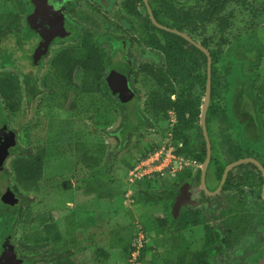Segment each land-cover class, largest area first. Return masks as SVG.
<instances>
[{"label": "trees", "instance_id": "trees-1", "mask_svg": "<svg viewBox=\"0 0 264 264\" xmlns=\"http://www.w3.org/2000/svg\"><path fill=\"white\" fill-rule=\"evenodd\" d=\"M136 1L141 3L138 15L143 19L145 44L153 48L161 57L158 63H143L135 66V82L142 75L151 79L155 85L147 96L144 114L139 109H130L128 104L131 101L122 103L113 97L105 81L108 58L106 59L91 37H87L80 47L62 48L50 63L52 76L60 82L78 89L85 95L96 96L106 101L113 99L122 110V120L118 128L106 132L108 137L116 140L114 149L108 150L105 142L92 134L93 139L75 140L73 150H70L74 161L87 169L88 180L85 181L82 194L96 195L101 200L113 201L124 198L126 189L122 187L121 181L128 171L135 167L138 160L154 152L157 147L155 143L145 145L141 141H136L131 148H128V144L134 135L141 136L143 130L150 129L154 125L159 126L158 135L161 139L167 138L169 132L173 133L171 142L176 147V155L201 163L206 156V141L200 126V113L208 76L207 56L183 37L156 27L143 1ZM237 1L240 0H207L206 6L200 11L177 8L165 0L159 4L151 0L150 6L155 19L160 24L181 32L187 33V30L193 31L197 27L205 29L212 23H216L220 31L225 32L230 24L224 12L229 3ZM13 10L7 11L9 18L1 20L0 44L6 40L5 38L12 36L11 33L18 31L20 19L13 16ZM149 32H152L151 37H148ZM187 35L197 42L191 36L192 33ZM199 43L210 51L212 58V90L207 113L209 135L212 133L211 124L215 119H218L222 125H227L230 130L237 129L231 113L241 121H247L248 129L264 130V98H262L264 86L258 88L259 95L255 93L256 82L260 76L256 68L259 67L262 58L259 45L255 43L252 46L248 45L242 37H237L222 53L210 50L206 41ZM7 64H0V67ZM132 66L128 65L127 68ZM219 78L224 81L221 82L222 96L217 93ZM22 81L26 84L25 89L31 101L40 93L38 76H24L22 80L14 72L0 74V109L5 116L4 125H9V114L14 115L20 110ZM41 81L49 87L51 76L48 75ZM48 93L52 97L58 96L53 90ZM221 98L224 99V106L219 105ZM48 101L45 100L44 103ZM249 102L252 106H256L255 111H248ZM171 111L176 116V124L173 128L167 123ZM10 131L15 133L17 144L10 149L9 165L6 164L0 175L8 181L9 187L20 198V202L15 206L3 204V207H0V247L1 240L3 242V238L10 235L13 238L11 243L16 245L23 258V264H80L75 257L76 250L80 248L77 246L78 239L75 236L76 213L67 216L65 233L52 215H37L29 208L33 201L29 200L30 195H36L43 186H48L49 182L45 180V167L52 151L45 145H32L24 150L18 142V133L13 129ZM28 132L32 133L31 126H28ZM221 139L223 145L230 147V134H221ZM126 147L128 158L123 157L119 162L123 166L124 177L114 178L112 172L115 163ZM191 178V172L187 171L179 174L173 181L184 182ZM199 178L200 174H198ZM167 181V178L157 176L152 180L144 178L139 181V192L136 195L139 197L138 206L142 208L149 206L150 210L156 207L164 212L165 216H160L155 222L158 227V234L154 240L156 247L144 243L137 260L143 261L151 254L148 264H158V258L162 260L160 264H211L207 259L206 250L192 249L182 233L185 228L187 230L194 228L198 224L197 219L180 213L176 220L172 218L171 206L178 194V186L173 185L168 189ZM1 197L0 182L2 203ZM133 231V224L111 231L108 247L95 246L93 260L110 264L109 250H121L131 261L133 253L137 250L134 242V237L137 235L135 236ZM65 235L70 240L62 244ZM58 245H62L61 248H56ZM86 247L87 245L84 248ZM83 259L85 261V258Z\"/></svg>", "mask_w": 264, "mask_h": 264}, {"label": "rangeland", "instance_id": "rangeland-1", "mask_svg": "<svg viewBox=\"0 0 264 264\" xmlns=\"http://www.w3.org/2000/svg\"><path fill=\"white\" fill-rule=\"evenodd\" d=\"M161 1L155 0L156 4H159ZM165 1L177 8L193 11L202 10L207 2V0ZM4 10L5 12L12 11L9 6H4L0 8V15ZM224 14L230 24L225 32H221L218 25L212 23L207 25L205 29L197 27L193 31L187 30V33H192L193 35L191 36L198 43L206 41L209 49L214 52L220 51L224 53L230 43H233L237 37H242L248 45L252 46L253 43L257 46L259 45V53H262V58L259 67L256 68L260 76L255 87V93L259 95L258 88L264 86V0H240L232 2L231 4L229 3ZM1 20L2 18H0V24L2 22ZM32 36L21 37L19 34H12V36L10 35L0 44V64L9 63L6 66L0 67V74L14 72L22 80L24 76H39L40 80L38 83L40 93L34 99L32 98L31 101L25 89L26 84L22 81L20 110L14 115L9 114V127L18 133V142L21 144L22 149L25 150L32 145H45L52 151V155L47 158L45 167V180L49 182L48 186H43L38 194L30 195L29 200L33 201L29 208L37 215H52L65 233L67 216L73 212L76 213L77 231L75 236L78 239L77 246L80 248L76 250L75 257L80 264H85V262L86 264H102L101 261L95 262L93 260L95 246L108 247L110 232L119 230L121 227L129 224H133V232L135 236L137 235L134 237V242H136L137 238L144 237L145 243L149 246L156 247L154 240L158 234V227L155 222L160 216L164 217L165 213L160 209H156V207L150 210L149 206L143 208L138 206L137 200H139V197L136 195L139 192V182L132 186V191H134L133 195L129 196L126 191L124 198L122 197L121 199L109 201L101 200L96 195L85 196L82 194V190L85 186V181L88 180L87 169L78 165L70 153V150L75 145V140L93 139L92 134L101 141H104L108 150L114 149L116 140L108 137L106 132L118 128L122 120V110L118 108L116 101L113 99L106 101L96 96L82 94L78 89L68 86L52 76L51 68L49 67V61L52 57L45 61L42 71L34 70L35 67L29 63V60L35 55L34 52L39 47V42ZM132 52L136 55V63H158L161 58L153 48H148L145 45L140 46L138 44L137 48L134 47L132 49ZM109 53L110 51L107 54ZM118 58L120 59L118 54L112 53L110 55L109 61L112 67L120 66L117 63ZM48 75L51 76V82L48 83L49 87H46L41 80ZM221 82L223 83L224 81L219 78V86L217 88L219 96L223 94ZM136 87L138 89L137 96L139 99L136 96L137 98L133 99L128 104V107L130 109H139L144 114L147 96L155 85L151 79H147L141 75L136 80ZM50 90L58 94L57 98L52 97L48 93ZM45 100H49L48 103H44ZM219 105L224 106V99L221 98L219 100ZM248 105V111H255L256 106H252L250 102ZM259 106L261 107V104ZM171 112L174 113L173 111ZM231 115L236 128L243 130L244 133L245 129H248L246 127L247 121H241L233 113ZM4 120L3 110L0 109V125L2 124L0 130L5 123ZM167 123L171 124V128H173L176 124V116L171 115V121ZM28 126H31L32 133L28 132ZM211 127L216 136L215 145L216 147H221L218 150L220 151L223 146L221 134H230V129L227 125H222L218 119L213 121ZM158 130L159 126L154 125L150 129L143 130L142 134H140L141 136L134 135L128 144V148H131L136 141H141L145 145L155 143L157 147L154 152H159L161 156L167 155L171 149L169 148V140L173 133L169 132L167 138L161 139L158 135ZM28 134L30 136H27ZM260 135H264V132H261ZM255 142L259 144L258 141ZM173 148L174 150L176 149L174 146ZM127 150V147L124 148L123 154H120L117 158L114 171L112 172L114 178L119 179L124 177L125 172L119 162L123 157L128 158ZM184 159L186 162L192 160L186 157ZM148 176L147 179L152 180L156 178L154 173ZM126 179L127 174L121 183L122 187L127 190L130 186ZM0 182L1 193L3 194L9 185L8 181L2 175H0ZM17 198L20 202V198ZM0 207H3V203L1 202ZM199 236L200 234L197 230L186 232L185 234L187 242L193 249L198 247L196 240H198L197 237ZM69 240L70 238L65 235L62 244ZM1 243H3L2 240ZM85 245H87L86 248H84ZM61 246L58 245L56 248H61ZM109 251L111 252L110 264H148L152 256L149 254L143 261H138L132 257L130 261V258L121 250ZM209 253H211V250ZM83 258H85V261ZM161 262V258H158L157 263L160 264Z\"/></svg>", "mask_w": 264, "mask_h": 264}, {"label": "flooded vegetation", "instance_id": "flooded-vegetation-1", "mask_svg": "<svg viewBox=\"0 0 264 264\" xmlns=\"http://www.w3.org/2000/svg\"><path fill=\"white\" fill-rule=\"evenodd\" d=\"M147 1L150 4L151 0ZM143 4L145 6L144 1ZM4 6L14 9L13 16L20 19L18 31L11 34H19L21 37L33 35L39 42L35 55L40 52L47 32L58 31L57 25H63L68 32L64 37L55 38L42 63L35 65L33 57L29 60L34 70L42 71L45 61L52 57L49 61L51 63L62 48L80 47L87 37H91L108 58L105 81L112 67L110 55L118 54L120 59L117 63L120 66L112 68L131 72V89L135 91L131 101L136 98L138 89L134 81L135 66L143 63H136L132 49L137 48L138 44L151 48L145 44L143 19L138 15L141 3L136 0H0V8ZM8 15L9 12L4 10L0 18L5 20L9 18ZM151 35L152 32H149L148 37ZM128 65L133 66L127 68ZM7 126L10 131L12 128ZM261 132L264 130L245 129L243 133V130L232 129L230 147L223 145L220 151L221 147L215 145L213 130L211 135L208 133L211 142V160L205 173L208 193L202 187L204 162L193 159L188 161L189 164L180 174L191 172L190 180L174 182L172 178H167L168 189L176 185L178 194L184 184H189L188 203L180 208L179 213L194 217L198 224L190 230L185 228L182 233L185 237L186 232L197 230L200 236L196 240V249L206 250L211 264H256L257 254L264 250V135H260ZM240 160L248 161L233 166L221 186L226 168ZM176 198L171 206L174 220L177 219L173 217Z\"/></svg>", "mask_w": 264, "mask_h": 264}, {"label": "water", "instance_id": "water-1", "mask_svg": "<svg viewBox=\"0 0 264 264\" xmlns=\"http://www.w3.org/2000/svg\"><path fill=\"white\" fill-rule=\"evenodd\" d=\"M143 1L147 8L150 19L156 27L161 28L165 31H168L172 34H176V35L183 37L190 44H193L194 46H196L199 50H201L207 56L208 76H207V82H206L205 96L203 99V103L201 105L200 126L202 128V132H203V135L206 141V147H207L206 159L202 165V187L208 193V190L205 185V173H206V169L211 160V142L209 139L208 129H207V113H208V109L210 106L211 90H212L211 53L206 47L196 42L193 38H191L186 33L160 24L155 19L152 8L150 4L148 3V1L147 0H143ZM57 27H58V31L47 32L46 36L49 39L47 37L45 38L46 40L44 39V44L42 45L40 52L38 53V55L36 54L33 56V59L35 58L33 60L35 65L42 63L43 59L49 52L50 47L54 43V40L57 36L64 37L65 35H67L68 32L67 30H65L63 25H57ZM37 56L39 57V59H37ZM109 72L110 73H109V76L106 82H107L109 89L111 90L112 95L118 98L119 101L122 103H127L131 101V99L134 97V92L131 89L132 88L131 72L115 70L112 67H110ZM16 144H17V141H16L15 133L7 130V125H5L0 131V172L5 168L8 162V158L10 156V149L15 147ZM246 161L248 160H240L232 165H229L224 172L221 186L224 184L229 170H231L233 166L239 165ZM252 162L256 163L253 160ZM259 167L261 170H263V168L260 165ZM188 186L189 184H184L179 190V194L173 206V217L174 218H177L180 208L183 207L186 203H188V196H187ZM1 201L3 204L10 205V206H15L19 203V199L16 197V194L13 192V190L10 187L6 188L5 192L2 194ZM11 240H12L11 236H8L5 239H3L2 253L0 255V264H23V258L19 254L18 248L16 247L15 244L11 243ZM256 258H257L256 264H264V250H261L260 253L257 254Z\"/></svg>", "mask_w": 264, "mask_h": 264}, {"label": "built area", "instance_id": "built-area-1", "mask_svg": "<svg viewBox=\"0 0 264 264\" xmlns=\"http://www.w3.org/2000/svg\"><path fill=\"white\" fill-rule=\"evenodd\" d=\"M171 115H174V113L170 112L169 121H171ZM169 141V148L171 149L167 155L161 156L159 152L149 153L143 159L138 160L135 167L128 171L126 181L130 186V188L127 189V194L129 196L133 195L134 193V191H132V186L141 181L143 178H148V175L154 173L155 176L160 178L175 179L178 177L180 172L189 164V162L185 161L184 157L175 154L176 149L174 150L173 148L174 145L171 142L172 137ZM135 243L137 250L133 253V257L137 259L140 249L144 246L145 238H137Z\"/></svg>", "mask_w": 264, "mask_h": 264}, {"label": "clouds", "instance_id": "clouds-1", "mask_svg": "<svg viewBox=\"0 0 264 264\" xmlns=\"http://www.w3.org/2000/svg\"><path fill=\"white\" fill-rule=\"evenodd\" d=\"M127 191V190H126ZM140 254V253H139ZM133 257V256H132ZM138 258V257H137ZM137 260V259H136Z\"/></svg>", "mask_w": 264, "mask_h": 264}]
</instances>
